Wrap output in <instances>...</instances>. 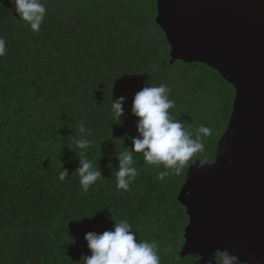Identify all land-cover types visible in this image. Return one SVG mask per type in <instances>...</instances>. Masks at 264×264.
Returning a JSON list of instances; mask_svg holds the SVG:
<instances>
[{"label": "trees", "instance_id": "obj_1", "mask_svg": "<svg viewBox=\"0 0 264 264\" xmlns=\"http://www.w3.org/2000/svg\"><path fill=\"white\" fill-rule=\"evenodd\" d=\"M163 10L159 0H47L35 32L10 0H0V264H76L90 255L85 234L112 230L120 220L138 240L157 243L160 264H218L220 252L240 264H264L263 220L245 224L237 240L195 204L198 187L208 186L193 163L214 160L235 90L212 66L170 44ZM161 84L174 101L171 116L194 139L200 125L211 132L199 136L203 150L179 174L134 152L138 175L127 191L118 189L117 157L139 135L133 97ZM119 97L118 123L111 103ZM81 123L91 131L84 155L102 176L87 192L75 171ZM219 231L236 244L218 246Z\"/></svg>", "mask_w": 264, "mask_h": 264}, {"label": "water", "instance_id": "obj_2", "mask_svg": "<svg viewBox=\"0 0 264 264\" xmlns=\"http://www.w3.org/2000/svg\"><path fill=\"white\" fill-rule=\"evenodd\" d=\"M159 1L170 44L188 60L212 66L234 87L214 160L198 159L193 167L210 189L206 196L198 187L195 204L215 227L229 228L241 240L239 231L249 222H264V0Z\"/></svg>", "mask_w": 264, "mask_h": 264}, {"label": "clouds", "instance_id": "obj_3", "mask_svg": "<svg viewBox=\"0 0 264 264\" xmlns=\"http://www.w3.org/2000/svg\"><path fill=\"white\" fill-rule=\"evenodd\" d=\"M18 17L25 21L31 30L38 32L46 15L47 0H10ZM6 53V41L0 37V56ZM170 89L161 84L159 86H146L135 93L132 100L131 112L137 117V137L131 138L132 148L121 153L118 171L116 172V186L127 191L132 181L138 175L134 166L133 153H142L144 161L151 165H163L179 174L195 153L202 151L204 145L199 136L209 135L211 129L200 125L197 138L185 128L183 121L171 116L169 109L174 107V101L169 98ZM124 97L112 101L111 110L115 120L123 115ZM78 132L80 138L75 141L76 147L81 149L78 157L79 166L75 170L79 175L82 191L87 192L89 187L101 179V172L94 167L93 162L85 155L83 150L90 147V129L80 124ZM168 173H158L162 178ZM68 177L67 169L61 167L59 180ZM84 239L90 255L82 257L76 264H160L158 246L155 241L138 240L137 234L127 220L114 222L112 230L102 233L88 232ZM218 264H240L237 257L227 252H220Z\"/></svg>", "mask_w": 264, "mask_h": 264}, {"label": "rangeland", "instance_id": "obj_4", "mask_svg": "<svg viewBox=\"0 0 264 264\" xmlns=\"http://www.w3.org/2000/svg\"><path fill=\"white\" fill-rule=\"evenodd\" d=\"M206 158V157H205ZM209 161H211L213 158L207 157L206 158ZM231 234V233H230ZM232 235V236H231ZM227 234L226 231H219L218 235H217V242H218V246L225 248L228 245H234L236 244L237 240L236 238H232L233 234Z\"/></svg>", "mask_w": 264, "mask_h": 264}, {"label": "flooded vegetation", "instance_id": "obj_5", "mask_svg": "<svg viewBox=\"0 0 264 264\" xmlns=\"http://www.w3.org/2000/svg\"><path fill=\"white\" fill-rule=\"evenodd\" d=\"M205 190H207V192L209 193V195H210V189H209V186L208 187H205ZM208 195V196H209Z\"/></svg>", "mask_w": 264, "mask_h": 264}]
</instances>
